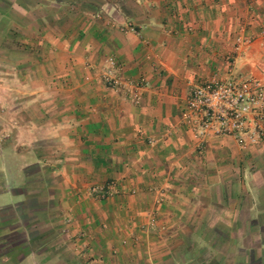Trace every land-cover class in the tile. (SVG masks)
Masks as SVG:
<instances>
[{"label": "crops", "instance_id": "crops-1", "mask_svg": "<svg viewBox=\"0 0 264 264\" xmlns=\"http://www.w3.org/2000/svg\"><path fill=\"white\" fill-rule=\"evenodd\" d=\"M244 4L0 0V121L29 146L17 156L58 170L48 231L61 239L0 264H264V143L182 117L193 84L264 82L263 26L231 52ZM107 184L106 198L88 191ZM24 197L3 188L0 206Z\"/></svg>", "mask_w": 264, "mask_h": 264}, {"label": "rangeland", "instance_id": "rangeland-1", "mask_svg": "<svg viewBox=\"0 0 264 264\" xmlns=\"http://www.w3.org/2000/svg\"><path fill=\"white\" fill-rule=\"evenodd\" d=\"M243 1L246 6L247 21L232 32L231 49H233L236 36L242 34L248 37L249 42L247 44H249L253 36L252 30L261 26L264 27V0ZM254 6H257V8ZM243 47L242 45V49ZM8 123L10 125L6 123L7 126L13 128L14 122L8 121ZM4 128H6L5 122L2 124L0 121V191L3 188L13 189V191H21L25 196L20 202L0 206V257L15 260L30 251H38L42 245L52 240H61L60 238H54L48 231L49 224L52 222L51 218H53L51 217L53 210L60 204L58 200H55L56 195L48 185L53 182L54 176H59V174L56 172L58 170L53 172L47 165L38 167L37 164L29 163L26 158L27 153H24L23 156H17L16 153L21 148H29V146L18 143L19 141H17L18 139L14 134L8 135L9 131L3 130ZM39 148L42 149L43 147ZM33 149L35 150L37 147H33ZM44 155L45 157L47 156L46 154ZM21 166H23L24 184L16 183L13 185L11 184L13 183L12 180L16 181L14 175ZM106 181H113V179H107ZM111 187L114 188L113 186ZM109 188L106 187L104 190L106 191L104 198L116 192V188L114 189L115 192ZM126 191L125 189L124 192L127 193ZM93 193L95 194V192ZM90 194L92 193L90 192ZM57 225L60 226L62 223ZM262 241H264V238H262ZM38 243L41 244L38 245ZM139 250L141 249L137 251ZM238 255H235V257Z\"/></svg>", "mask_w": 264, "mask_h": 264}, {"label": "built area", "instance_id": "built-area-1", "mask_svg": "<svg viewBox=\"0 0 264 264\" xmlns=\"http://www.w3.org/2000/svg\"><path fill=\"white\" fill-rule=\"evenodd\" d=\"M249 38L238 35L231 52L238 54ZM232 62V63H231ZM233 59L229 63L232 68ZM228 69V71H229ZM108 83L117 85L111 77ZM182 117L198 134L232 138L241 148L264 143V82L230 73L193 84L187 91ZM106 186L90 185L88 191L104 194ZM104 191V192H103Z\"/></svg>", "mask_w": 264, "mask_h": 264}]
</instances>
